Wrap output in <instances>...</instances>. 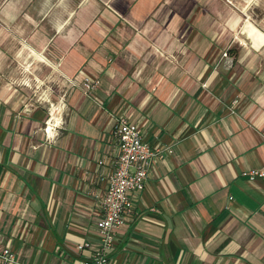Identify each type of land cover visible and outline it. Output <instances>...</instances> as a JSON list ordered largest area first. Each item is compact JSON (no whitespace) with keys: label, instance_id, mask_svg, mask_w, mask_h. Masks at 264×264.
<instances>
[{"label":"crops","instance_id":"obj_1","mask_svg":"<svg viewBox=\"0 0 264 264\" xmlns=\"http://www.w3.org/2000/svg\"><path fill=\"white\" fill-rule=\"evenodd\" d=\"M236 3L0 0V246L13 264H81L99 246L119 115L171 153L130 194L106 264H264V179L244 176L264 170V16ZM250 8L264 15V0Z\"/></svg>","mask_w":264,"mask_h":264},{"label":"built area","instance_id":"obj_2","mask_svg":"<svg viewBox=\"0 0 264 264\" xmlns=\"http://www.w3.org/2000/svg\"><path fill=\"white\" fill-rule=\"evenodd\" d=\"M227 56V51L223 52ZM97 80L84 78L83 89L87 93L94 89ZM113 136L117 141V156L113 172L109 175L106 194L101 201L95 226L99 235V246L81 264H106L108 251L115 243L118 230L125 224L132 211L130 194L140 192L145 187L151 163L171 153L170 147L153 148L142 138L135 125L119 115L113 126ZM250 181L264 179V170L251 169L244 173ZM78 250L89 248L88 243L78 245ZM14 253L8 246H0V264H13Z\"/></svg>","mask_w":264,"mask_h":264},{"label":"rangeland","instance_id":"obj_3","mask_svg":"<svg viewBox=\"0 0 264 264\" xmlns=\"http://www.w3.org/2000/svg\"><path fill=\"white\" fill-rule=\"evenodd\" d=\"M236 1L241 2L242 5H248L247 11H248V16L251 18V21L259 20L262 16H264V15L260 14L259 12H257V10H253L252 8H250V5H254V3L256 1L260 2L261 0H236ZM236 1L235 0H225V2L230 4L234 9H236L235 7L238 6Z\"/></svg>","mask_w":264,"mask_h":264}]
</instances>
